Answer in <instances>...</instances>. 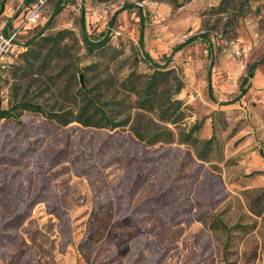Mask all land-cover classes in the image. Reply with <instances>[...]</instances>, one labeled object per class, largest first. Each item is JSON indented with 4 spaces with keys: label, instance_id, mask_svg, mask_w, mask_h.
<instances>
[{
    "label": "rangeland",
    "instance_id": "374dc122",
    "mask_svg": "<svg viewBox=\"0 0 264 264\" xmlns=\"http://www.w3.org/2000/svg\"><path fill=\"white\" fill-rule=\"evenodd\" d=\"M175 1L45 0L25 27L30 5L0 0L2 109L76 115L87 95L128 122L64 125L20 109L0 121V264H264V213L247 207L264 188V0ZM106 7L105 20L90 13ZM141 25L160 66L198 36L165 65L181 81L176 95L159 89L166 105L181 102L170 121L137 107L151 72ZM85 38L104 43L90 51ZM136 122L145 138L171 131L174 141H141ZM195 125L196 145L183 143Z\"/></svg>",
    "mask_w": 264,
    "mask_h": 264
},
{
    "label": "trees",
    "instance_id": "16d2710c",
    "mask_svg": "<svg viewBox=\"0 0 264 264\" xmlns=\"http://www.w3.org/2000/svg\"><path fill=\"white\" fill-rule=\"evenodd\" d=\"M158 1H171L176 5L175 0H158ZM24 4L31 5L33 0H23ZM62 2H58L56 5V8L54 10V14H57L61 11L62 8ZM133 7H137L139 10H141L140 7L134 6V5H125L122 8H120L119 11H124ZM2 7L0 8V13L2 12ZM27 9V8H26ZM25 9V10H26ZM24 10V11H25ZM6 37H8L7 34H5ZM198 36H191L184 40L183 42L177 44L173 47L171 50L170 55L166 58L164 66H160L159 64H156L151 61L149 55L147 52L143 50V39L142 34H140L139 37V46L141 49V52L143 54L144 59L149 63L151 72L144 75L143 80V87L142 91L139 94L141 98L138 100V108L140 110H143L147 113H157L158 116L166 121H170L172 115V105L175 104L177 108L180 107L181 102L178 100H174L169 105H166V103H163L161 100V94L159 89L162 86H174L173 95H176L181 90V81L176 77L172 76L171 70H166V66L171 61V55H173L175 52L179 51L180 49L184 48L185 46L189 45L193 41L197 40ZM85 44L88 47V50L92 51L93 48H100L102 47L104 40L99 41H90L87 38L84 40ZM34 50H27L24 55H28L29 57H34ZM258 64H264V59H262ZM1 67V66H0ZM2 68V67H1ZM255 66H251L248 69V75L242 80L241 86L242 87L252 76L253 70ZM4 69V68H3ZM246 92L245 88H242L240 90V95H244ZM18 109L24 110V111H32V112H43V116L48 120H54L56 123L60 124L63 123L64 125L67 123H70L73 119V121H76L80 124H82L85 127H96V128H109L114 129L118 126H124L127 124V120H123L122 122L115 123L112 118H110L106 111L102 108V106L95 105V103L92 101V99L86 95V99L84 101L83 106L79 109L76 115H73L72 112H66L62 114L58 113H48L44 112L39 106L32 104L31 102H18L13 110H7L2 109L0 107V121L3 119L13 118L14 121H17L18 115L15 113ZM69 116V118L67 117ZM175 123L177 120H173ZM172 122V124H174ZM138 122L131 124L130 131L133 133V135L138 138L141 141H144L148 144H155L158 142H165V143H172L174 141V134L171 131H162L157 132L154 135L150 136L149 138H145L143 134H141L140 130L141 127L137 126ZM200 128L199 125L193 126L181 139V141L185 144H189L192 146H195L197 143L196 138L193 136V134L198 131ZM212 141L213 138H209L208 140L204 141L203 146L206 147L207 150H211L212 148ZM248 211L255 215L260 216L262 213H264V188L260 189L255 195H253L249 201H248ZM211 229L219 227L215 222H212L210 225ZM224 230H234L239 228V225H236L232 228H227L226 226H221Z\"/></svg>",
    "mask_w": 264,
    "mask_h": 264
},
{
    "label": "built area",
    "instance_id": "2783aa9c",
    "mask_svg": "<svg viewBox=\"0 0 264 264\" xmlns=\"http://www.w3.org/2000/svg\"><path fill=\"white\" fill-rule=\"evenodd\" d=\"M44 2L45 0H38L32 3L24 12H22L23 24H24L23 26L26 27L36 24L41 14ZM108 9H109L108 7L102 9L92 8L90 10V13L92 14L93 17L105 20L107 18ZM12 37L13 35L9 36L8 40L11 41ZM1 67L5 68L6 66L3 64L1 65Z\"/></svg>",
    "mask_w": 264,
    "mask_h": 264
},
{
    "label": "crops",
    "instance_id": "0c3cea01",
    "mask_svg": "<svg viewBox=\"0 0 264 264\" xmlns=\"http://www.w3.org/2000/svg\"><path fill=\"white\" fill-rule=\"evenodd\" d=\"M130 9H132V8H130ZM130 9H127V10H130ZM124 11H126V10H124ZM138 11L139 12H141L139 9H138ZM119 12H122V11H119ZM140 19H143V16L140 14ZM140 34H142V39H143V47H144V27H143V25H141V27H140V30H139V37H140ZM138 40H139V38H138ZM191 44V43H190ZM189 44V45H190ZM188 46V45H187ZM186 47V46H185ZM173 49V48H172ZM171 49V50H172ZM183 49V48H182ZM181 50V49H180ZM179 50V51H180ZM178 52V51H177ZM176 53V52H175ZM172 56V55H171Z\"/></svg>",
    "mask_w": 264,
    "mask_h": 264
}]
</instances>
